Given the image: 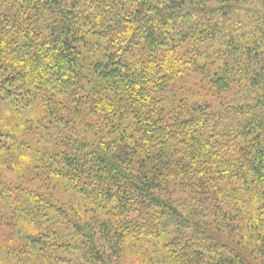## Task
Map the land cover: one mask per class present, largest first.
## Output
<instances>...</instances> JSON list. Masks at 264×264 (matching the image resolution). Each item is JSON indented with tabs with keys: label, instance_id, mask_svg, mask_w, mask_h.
I'll list each match as a JSON object with an SVG mask.
<instances>
[{
	"label": "trees",
	"instance_id": "1",
	"mask_svg": "<svg viewBox=\"0 0 264 264\" xmlns=\"http://www.w3.org/2000/svg\"><path fill=\"white\" fill-rule=\"evenodd\" d=\"M196 64L221 111L167 98ZM0 102H38V130L71 126L22 161L81 200L0 187L20 263L119 264L148 238L176 264H264V234H244L264 229V0H0ZM2 158L27 173L0 139Z\"/></svg>",
	"mask_w": 264,
	"mask_h": 264
},
{
	"label": "rangeland",
	"instance_id": "2",
	"mask_svg": "<svg viewBox=\"0 0 264 264\" xmlns=\"http://www.w3.org/2000/svg\"><path fill=\"white\" fill-rule=\"evenodd\" d=\"M251 8H260V4L252 2L248 4ZM194 48L187 47L185 52H189L190 58L194 60L196 53H194ZM198 53L202 52V48H197ZM191 60V59H190ZM192 61V65H193ZM202 65L196 64L195 67L191 66L190 71H187L182 75L171 88L172 91L170 94L167 93V98L172 102L174 99L176 101H182L181 104L192 106L195 103L206 102L212 107V110L215 112L221 111L224 106L227 104L228 96H225L218 92L216 89L209 85V81L201 76L200 69ZM213 70V69H211ZM168 91V92H169ZM175 96V97H174ZM188 99H191L189 101ZM188 100V101H187ZM41 109L38 102H36L31 108L23 111L21 107L12 109V106L7 103L0 102V139H2L4 146L6 148L8 144H11V149L16 150L20 156L17 160V165L21 168L20 164L25 165L26 174L17 173L13 168V165L9 162V158L0 159V187L3 189L14 188L15 191L28 190L30 192L42 193L43 191L51 196L56 197V199L61 203L70 207L71 205L80 204V198L71 190H66L60 185L52 183H46L45 173L42 170H38L33 166L36 164H29L28 162L22 161V156H27L28 150L32 151L36 148L43 149H53L54 140L57 138V135L61 131H66L71 134V126L65 127L59 125L58 127H47L46 130H38L36 123H31L33 120L36 121L38 116H40ZM64 118L69 120V115L65 112ZM68 118V119H67ZM73 120V118L71 119ZM84 118H79L77 121L78 125L83 124ZM37 129V130H36ZM11 134V137L8 138V134ZM83 127H78V135L83 138L85 135H82ZM25 145V146H23ZM28 149V150H27ZM22 153V154H21ZM28 163V164H27ZM22 169V168H21ZM23 170V169H22ZM170 183H175L174 179H171ZM176 184V183H175ZM180 183H177V185ZM48 187V188H47ZM169 191L172 193V196L175 198V201L178 202V205L181 208L184 206L185 201L189 200V196L186 194L185 189L177 188V186L171 184L169 186ZM19 193V192H18ZM18 193L14 196L17 198ZM236 201L233 200L231 194V201L229 202V209H225L228 214V218L231 216H237L236 212ZM239 206H237L238 208ZM12 216V209L7 204L0 199V264H35L32 260H24V257H18L16 255L11 256L8 254L9 249L12 248L18 250L23 244L20 240H13L11 242L8 233V225L12 226V223L9 224V219ZM236 222V226H237ZM248 224V223H245ZM245 236L249 238V243L254 244L259 240V236L264 234V229L259 230H246L244 232ZM173 236V233H171ZM261 240V238H260ZM166 242L164 240L156 239H136V238H127L122 246V257L120 258L119 264H176L175 259L168 251L164 250ZM75 264V263H74Z\"/></svg>",
	"mask_w": 264,
	"mask_h": 264
}]
</instances>
